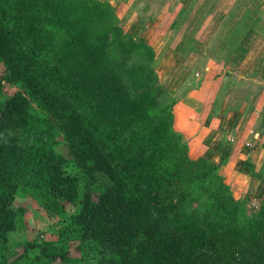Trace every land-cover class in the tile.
Returning a JSON list of instances; mask_svg holds the SVG:
<instances>
[{"label": "trees", "instance_id": "16d2710c", "mask_svg": "<svg viewBox=\"0 0 264 264\" xmlns=\"http://www.w3.org/2000/svg\"><path fill=\"white\" fill-rule=\"evenodd\" d=\"M120 22L108 1L0 0V264H20L18 192L62 221L32 264H264V198L189 154L155 49Z\"/></svg>", "mask_w": 264, "mask_h": 264}, {"label": "crops", "instance_id": "0c3cea01", "mask_svg": "<svg viewBox=\"0 0 264 264\" xmlns=\"http://www.w3.org/2000/svg\"><path fill=\"white\" fill-rule=\"evenodd\" d=\"M102 1H108L114 7L120 4L131 5L130 0ZM175 1L165 0L162 8L166 9ZM197 1L201 7L203 2ZM147 2L148 0H135L133 4L145 7ZM179 3L182 5L181 9L187 5L186 0H180ZM211 7L214 10L211 9V31L208 34L202 35L204 29L197 34L202 28L203 18L198 20L194 15L188 20L184 18L179 26L182 31L173 35V38L178 36L174 51L180 54L182 43L190 36V26L198 24L193 35L197 40L194 48L186 58L180 56L181 66L187 69L183 70L184 75L180 79L175 78L168 89L174 99L178 100L174 108L173 127L187 140L192 157L213 159L218 165L226 159V164L221 165L220 169L226 182L239 186L243 191L242 195L248 196L251 201H260L264 198V43H254L264 40V17L261 16V12H264V0H216L215 8L214 5ZM185 22L188 23L186 29ZM203 38L214 40L211 42V49L214 42L219 41V46L214 47L212 52L225 59L217 62V65H221L218 75L195 84L193 79H188L191 68L194 71L197 66L196 69L205 71L213 67V64L202 66L197 59L185 64L189 57L198 56L204 47L209 48L210 40L204 41ZM255 54L257 57L251 59ZM216 59L219 61L218 57ZM229 72L236 75L234 81L223 85L222 77L230 76ZM212 77L213 81L216 78L219 80L212 83ZM159 82L164 88H168L160 78ZM241 84L246 88L252 85L257 91L252 95L246 94L241 99L236 98L233 94ZM220 92L225 96L219 98Z\"/></svg>", "mask_w": 264, "mask_h": 264}, {"label": "rangeland", "instance_id": "374dc122", "mask_svg": "<svg viewBox=\"0 0 264 264\" xmlns=\"http://www.w3.org/2000/svg\"><path fill=\"white\" fill-rule=\"evenodd\" d=\"M134 1L135 0L129 1L131 5L120 4L118 6H115V12L117 14V17L121 19V26L128 34L132 35V37L136 41H145L147 45L155 49V52L158 55V61L155 71L158 78H160V80L166 86H168V88H166L168 90L172 86V82L175 80V78L180 79L184 75L183 70L187 69V67H182L180 64V62L182 61V58L180 57L181 55L175 53L174 51V47H176L175 45L178 41V36L173 38V35L176 36L177 32L180 33L182 31L180 30L182 27L179 28V26L182 24V20L184 18H187L188 20L190 16L194 15L197 16L198 20L203 18V23L201 26L202 28L199 32H197V34L200 33L203 29L204 33H202V35L204 36L208 34L211 31V6L214 5L215 8L216 0H205L206 3H204L203 0H200L203 2V4H201V7L199 6L200 2L198 3L197 0H186L187 5L184 9H181L182 5L179 3L180 0H176L168 7L166 6V9L162 8L163 2L165 0H148V2L146 3L147 6L145 7L138 4L135 6L133 4ZM213 10L214 9H212V11ZM183 12L184 17L180 21V25H178L175 30L168 31L167 26L170 24L173 18H179ZM261 16L264 17V12H261ZM187 24L185 25V29L187 27ZM197 28L198 24H192L188 30V34L190 36H193ZM220 30L221 28L219 29V31ZM167 32H170L168 39H166ZM164 34L166 36H164ZM170 36L173 39H170ZM203 40L208 41L210 40V38H203ZM212 41L214 40H210L209 42V48L204 47L202 53H198V56L189 57V60L185 61V64H188V61L197 59L199 64L202 66L213 64V67H211L210 70L201 71L200 68L196 69V66L194 71H192V69L194 68H191V70L188 71V79H193L195 84L204 82L207 79L209 80L211 76L219 74L218 71L221 65L217 64L220 63L223 58L220 56H216L212 52L214 47L219 46V41L216 40L213 44V49H211ZM263 43L264 40L261 39V43L255 42L254 44L261 45ZM144 50L145 49L142 48L140 51L142 52ZM217 57L219 61H217V59L215 60V58ZM256 57V54L252 55L251 59L254 60ZM196 73H199V76H196ZM229 73L231 77L228 75L226 77H222L223 85L226 83H233L234 77L236 75L234 74V72ZM172 76L173 79H171ZM218 80L219 78H216L215 81ZM215 81H213L212 77V83ZM236 82L240 83L238 79H236ZM251 86L252 85L247 86L246 88L241 84L233 95L239 99H241L242 96L246 94L252 95L255 90L257 91V88H253ZM13 90L14 89L12 87L8 86L6 87L5 92L9 94ZM168 92L170 93V97L174 98V96H172V92ZM222 93L223 92H220L219 98L223 97L224 94L222 95ZM225 93L227 95L226 90ZM57 149L64 155L68 156L67 150L64 145H60ZM232 186L231 188L233 190V193L237 197L238 195L240 198L244 197L242 195L243 191L239 189V186H233L234 188ZM259 202L260 201L255 200L250 201L249 203L252 204V206L256 207L259 205ZM20 205L24 206L26 210L22 214L21 223L19 224L18 228L9 233L8 245L10 248V253L8 257L10 260L16 258L20 259V264H32V257L39 253V249L36 247H30L29 245H27V243L46 239H56V232L62 221L55 214L48 212L40 202L34 201L30 196L22 192H18L15 202V206ZM71 210H73V208H71L70 211ZM74 255H76V252H74Z\"/></svg>", "mask_w": 264, "mask_h": 264}]
</instances>
